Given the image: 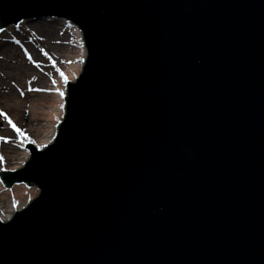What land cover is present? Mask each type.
Masks as SVG:
<instances>
[{
    "label": "water",
    "instance_id": "95a60500",
    "mask_svg": "<svg viewBox=\"0 0 264 264\" xmlns=\"http://www.w3.org/2000/svg\"><path fill=\"white\" fill-rule=\"evenodd\" d=\"M60 16L88 60L10 185L0 264H264V0H0Z\"/></svg>",
    "mask_w": 264,
    "mask_h": 264
},
{
    "label": "bare ground",
    "instance_id": "6f19581e",
    "mask_svg": "<svg viewBox=\"0 0 264 264\" xmlns=\"http://www.w3.org/2000/svg\"><path fill=\"white\" fill-rule=\"evenodd\" d=\"M56 24L67 34L66 39L56 36L54 30ZM11 25L18 28L10 30ZM28 27L34 31L36 37L44 36L51 39L50 44L46 42L47 53L43 50L42 54V48L38 50V44L33 41L31 43L21 41L18 32L22 30L28 32L30 31ZM3 31L5 34H2ZM83 34L78 24L60 16L24 17L15 23L0 25V98H4L0 104L7 109L12 122H19L20 111L28 115V120L37 121L35 126L25 128L22 136L16 135L18 132L12 126L9 130L5 129L10 138L13 134L16 136V142L11 146L1 144L0 150H3L4 156L0 154L3 156V161H0V171L23 170L32 160L30 146L33 145L38 152L46 151L57 141L61 125L68 114L66 99L69 84H76L80 80L88 60L89 50ZM53 35L55 37H52ZM56 37H58L57 41L52 40ZM66 40L69 41L66 43ZM31 49L33 53L29 55ZM17 50L20 51V55L17 54ZM59 63H62L60 66L62 73L52 78L47 76L49 77L47 87L38 86L40 79L43 80L42 74L47 73L49 66L53 65L54 69H57ZM14 81L17 84L11 83ZM26 83L30 89H33L31 92L25 90ZM60 92L64 95L61 96ZM41 193L42 188L36 182L14 178L7 186L0 177V221L11 218L16 212L25 208L33 197Z\"/></svg>",
    "mask_w": 264,
    "mask_h": 264
},
{
    "label": "rangeland",
    "instance_id": "374dc122",
    "mask_svg": "<svg viewBox=\"0 0 264 264\" xmlns=\"http://www.w3.org/2000/svg\"><path fill=\"white\" fill-rule=\"evenodd\" d=\"M25 24H30V23H25ZM9 27L8 28L10 30L11 29L13 30L14 28L16 30L18 28V26H12V25L9 26ZM27 29L30 30V31L27 32V30H22L21 32H18V36L21 39V41L24 42V43H31L33 41V43L35 42V43L38 44L37 45V49L38 50L40 48H42V50H41L42 54H43V50L47 53V51H46L48 49L47 48V45H48L47 43L50 44L51 39L50 38L49 39L48 38H45L44 36L43 37L37 36L38 37L37 38L36 35H34V31L33 30L29 29V27ZM54 30L56 32V36H62L63 38L66 39L67 34H65L63 31L60 30L58 24L55 25ZM58 32H59L60 35L59 34L57 35ZM61 33L64 34V35H62ZM2 34H5V32L3 31ZM52 37H55V36L53 35ZM68 38H69V36H68ZM53 39H54V41L55 40L57 41L58 37L52 38V40ZM67 41H69V40H66V43H67ZM28 53H29V55H30V53L32 54L33 53L32 49ZM17 54L20 55V51L19 50H17ZM28 58L31 59V57H28ZM60 66H62V63L58 66L57 69H54L55 67L53 65L49 66V69H47V71L45 70L47 72L46 74L43 71L40 70V72L41 73H44V74H42L43 80L40 79V83L38 84V86H40L41 88L47 87V82H49L47 79L49 77L52 78V76H54L56 74L62 73V70H61V67ZM47 76H49V77H47ZM11 83L12 84H17V82H15V81L14 82H11ZM26 84L27 85H26V89L25 90L27 92H31L33 89H30L28 87V83H26ZM17 90L23 91L24 89H17ZM3 99L4 98H0V101H2ZM32 99H33V97H32ZM25 103H26V100H25ZM0 111H2V113L5 114V115H0V147H1V144L2 145H5V146H11V145H13L16 142V139H15L16 136L13 134L12 137L10 138L9 135L7 134V132L5 131V129H8L9 130V128L12 126L9 123V120H11L12 118L8 114L7 109L6 108L4 109L3 106H1V104H0ZM18 118H19V122H16V121H13L12 122V120H11V122L14 123L17 126V128H19L21 130V133L22 134L20 132L16 134V135H19V136H22L24 134V131L26 130L25 128H28L29 126L30 127L35 126V124L37 123V121L28 120V115H24L21 111L19 112ZM0 154H2L4 156V152H3L2 149L0 150Z\"/></svg>",
    "mask_w": 264,
    "mask_h": 264
},
{
    "label": "snow or ice",
    "instance_id": "6c2138e0",
    "mask_svg": "<svg viewBox=\"0 0 264 264\" xmlns=\"http://www.w3.org/2000/svg\"><path fill=\"white\" fill-rule=\"evenodd\" d=\"M60 95L63 96L64 93L63 92H60ZM61 107H63V105H61ZM0 115H5V114L2 113V111H0ZM9 123L12 124L11 120H9ZM12 127L15 129L16 132H18V133L20 132V129L17 128L15 124H12ZM0 161H3V156L2 155H0Z\"/></svg>",
    "mask_w": 264,
    "mask_h": 264
}]
</instances>
